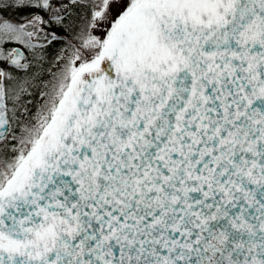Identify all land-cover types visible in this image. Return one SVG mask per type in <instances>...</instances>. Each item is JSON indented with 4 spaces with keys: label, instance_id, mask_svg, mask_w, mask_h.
Returning a JSON list of instances; mask_svg holds the SVG:
<instances>
[{
    "label": "snow or ice",
    "instance_id": "obj_1",
    "mask_svg": "<svg viewBox=\"0 0 264 264\" xmlns=\"http://www.w3.org/2000/svg\"><path fill=\"white\" fill-rule=\"evenodd\" d=\"M0 264H264V0H0Z\"/></svg>",
    "mask_w": 264,
    "mask_h": 264
}]
</instances>
